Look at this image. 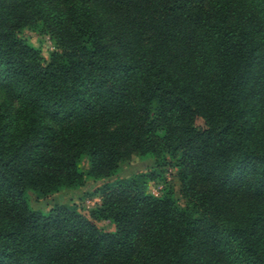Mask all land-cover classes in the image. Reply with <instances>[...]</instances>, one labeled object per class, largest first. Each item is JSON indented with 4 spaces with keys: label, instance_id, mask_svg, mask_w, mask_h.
<instances>
[{
    "label": "trees",
    "instance_id": "obj_1",
    "mask_svg": "<svg viewBox=\"0 0 264 264\" xmlns=\"http://www.w3.org/2000/svg\"><path fill=\"white\" fill-rule=\"evenodd\" d=\"M0 264H264V0H0Z\"/></svg>",
    "mask_w": 264,
    "mask_h": 264
},
{
    "label": "rangeland",
    "instance_id": "obj_2",
    "mask_svg": "<svg viewBox=\"0 0 264 264\" xmlns=\"http://www.w3.org/2000/svg\"><path fill=\"white\" fill-rule=\"evenodd\" d=\"M17 37L27 43L37 47L43 58H48V52L52 48V42L48 35L40 30V27L23 28ZM80 169L84 168V159L79 163ZM152 168L151 158L133 157L130 160H124L118 165L115 176L126 177L136 172H145ZM158 176L153 179H145L146 190L153 194L159 195L163 188H169L172 198L178 205L183 207V200L178 193V182L176 179V169L170 164H165L156 170ZM102 184L100 180L83 178L80 186L69 189L64 188L57 192L51 193L43 198L37 197L33 192L27 191L26 196L28 204L32 209H46L57 204H75L82 213L88 214L89 209L100 202L99 187ZM95 224L103 230H109L111 225L108 221L97 220Z\"/></svg>",
    "mask_w": 264,
    "mask_h": 264
}]
</instances>
